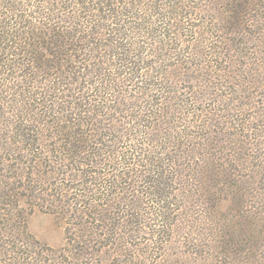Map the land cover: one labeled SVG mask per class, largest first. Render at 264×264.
<instances>
[{"label": "trees", "instance_id": "1", "mask_svg": "<svg viewBox=\"0 0 264 264\" xmlns=\"http://www.w3.org/2000/svg\"><path fill=\"white\" fill-rule=\"evenodd\" d=\"M220 1L208 0L207 4H196L194 0H0V171L8 167L21 171V162L24 160L35 166L32 169L44 168L41 174L36 173V178L25 185V189L32 191L27 195L29 198H41L48 188L41 190L39 185H44L47 180L50 184L52 174L65 175L71 170L74 171L71 180L79 181L81 168L84 172L85 168H96L106 160L100 151H95L103 140L101 134H96L97 138L93 140L95 134L89 132V125H94L92 117L77 118L78 113L75 111L90 110L88 107L92 97H85L81 91L84 87L80 84L87 76H99L97 71L101 75L105 64L110 65L115 76H119L112 80L125 78L127 84L135 82L130 86L140 95V100L135 107L136 116H132L131 122L137 126L136 129L143 128L141 136L145 135L149 140L130 145L123 157L117 151L116 159L120 163L127 161L130 165L125 173L137 180L143 179L146 189L142 193L145 199L155 203L146 208L144 213H138L137 206L132 207L130 212L119 209L125 216L132 217L125 224L121 223L128 232L138 237V234L149 237L154 247L162 246V237L165 234L171 236L176 222L183 217L182 203L181 206L176 203L179 201L177 192L180 191V197L185 200L205 192L208 209H219L220 203L230 196L233 203L239 189L243 188V175L237 173L239 167L250 170L247 176L249 182L252 180L253 190L264 188L260 185L262 178L254 179L258 177V169L264 163L263 157L252 158L243 147L239 151L245 157L240 155L241 152L239 157L223 154V147L212 148V151L208 146L212 143L210 136L214 137L215 131L208 136L210 131L206 124L210 116L199 107L186 112L183 104L195 103L201 100V96L195 94L198 92L196 89L186 95L175 86L171 90L172 84L164 70L168 56L186 54L177 42L178 31L185 29L188 24L185 20L188 15L203 13L213 17L211 31H206L201 37L205 45L213 49L210 55L203 53L207 59L202 63L210 68L208 64L212 61L209 60L215 52L213 44L223 43L224 51L221 50L219 54H224L228 45V32L246 30L245 18L250 14H258L260 9L255 8L257 4L261 8V1L257 3L259 0ZM216 11L221 14L220 17L215 16ZM218 30L224 35L216 34ZM68 86H74L77 90V97L70 101L69 95L61 93L68 90ZM106 89L110 91V88L98 87L101 93ZM70 103H73L71 107L68 105ZM190 116L193 121L189 119ZM76 120L80 122L76 123ZM163 122L166 125L164 127ZM196 127L207 131L200 135L189 133ZM252 128L245 132L246 128L243 127L244 131L240 134L248 147H259L263 141L259 142L257 134L250 132ZM149 129L150 133L147 132ZM126 135L131 136V133ZM135 135H138L137 132ZM127 139L133 141V138ZM43 142L44 146L37 147ZM47 148L49 156L42 153ZM53 152L63 155L54 159L51 155ZM202 152L210 153V156H201ZM68 153L71 157H68ZM11 154L18 157L7 159V155ZM10 160L17 162L6 166ZM190 172L196 186L187 189L191 180L186 176ZM89 173L90 176L94 175L93 180L98 184L87 190L89 195H83L88 198L87 206L94 214L95 221L86 223L90 226L82 230L81 234L72 231L67 244L56 249L64 256L74 252L93 256L94 246L99 244V237L104 232L102 228L108 221H113L111 236L119 234L116 226H120V223H117V216H111L110 208L113 205L109 204L115 200L118 183L102 180L97 171ZM125 173L118 177H126ZM182 175L184 179L186 177L185 182L182 181ZM174 184H179V187ZM37 185L39 193L35 189ZM2 191L10 196L7 191ZM66 192L61 190L60 197L53 200L57 206L68 195ZM93 193L96 198H93ZM2 199L0 204L3 203ZM100 201H105L108 206ZM64 206L61 208L66 212ZM5 210L7 212L4 213ZM249 213L247 222H244L249 245L238 249V255L255 249L251 243V237L256 235L252 230L255 222L253 212ZM13 214L12 210L0 207V220L6 224L5 229L0 227V231L11 235L10 242L0 243V254L11 257V260H19L15 261L18 264H22L20 260L24 264H51L48 263L52 262L51 254L58 257L55 249L36 240L28 231L27 221H16ZM99 220H105L104 225L98 223ZM224 231L225 236H228L230 231ZM15 234L21 237L18 241L13 238ZM119 239L123 250L125 242ZM238 244V241H232L229 251L238 248ZM128 254L132 256V253ZM73 262L85 264L83 259ZM5 263H9L8 258Z\"/></svg>", "mask_w": 264, "mask_h": 264}, {"label": "rangeland", "instance_id": "2", "mask_svg": "<svg viewBox=\"0 0 264 264\" xmlns=\"http://www.w3.org/2000/svg\"><path fill=\"white\" fill-rule=\"evenodd\" d=\"M194 1L196 4L201 2L207 4L206 1L208 0ZM260 1L261 8L258 4L255 7L260 9L258 14L255 16L250 14L251 16L245 18L247 20L246 30L239 33H234L233 30L228 32V51L226 47L224 54L222 52L220 55L219 52L224 51L222 49V46L225 47L224 44L219 42L213 44L215 52L210 57L212 60H209L212 61L208 64L210 68L204 64L207 58L204 57L203 53L210 55L213 49L210 50L201 37L205 35L206 31H211L210 25L213 17L203 13L188 15V18H185L188 24L185 25V29L178 31L179 41L177 42L186 54L180 55V57L173 54L172 57H165L164 70L168 75V81L172 84L171 90L177 87L181 93L186 95L193 93L196 89L195 91L198 92L195 94L201 96V100L195 103L185 105L186 102H183V104L186 112L191 111L194 107L195 109L199 107L210 116L206 120V124L209 125L208 131H210L208 136L215 131L213 134L215 138L210 136L212 143H209L208 147L211 150L212 148L223 147V154L245 157L243 152L239 151V148L243 147L245 153L246 151L249 152L252 158L262 156L264 160V136H260L264 135V0H259L257 3ZM215 16L220 17L221 14L216 11ZM215 33L224 35L221 30L215 31ZM103 67L101 75L100 71H97L99 76L93 74L81 81L80 86L84 87L81 90L82 93L85 97H92V101L90 100L91 104L88 107L90 110L76 109L78 115L75 116L82 119L92 117L91 121L94 122V125H89V132L95 134L92 137L93 140L97 138L96 134H101L103 140V145H98L101 150L98 148L95 151H100L102 158L106 160H103L96 168H85L84 172L81 168L80 174L82 176L79 181L71 180L74 174V171L71 172V170L65 175L61 173L52 174L49 178L51 179L50 184L47 180L44 185H39L41 190L45 187L48 188V192L45 190L41 198H29L27 195L31 194L32 191L25 189V185L28 181L36 178V173L41 174L44 168L32 169L35 166H31L24 160L21 162V171L15 170L13 167L1 170L0 191L3 199L0 198L3 203L0 204V207L12 210L16 221L22 223L25 219L31 235L56 251V249L67 244L72 236V231L81 234L82 230L84 231L90 226L86 223L95 221L92 216L94 214H91V209L87 206L89 204L87 203L88 198L83 195H89L90 192L87 190L98 184L97 181L93 180L94 175L90 176L89 173V171L94 170L100 173L98 175H101L102 180L109 179L118 183L115 190V200H111L109 204L113 205V208H110L112 210L111 216H117V223H120V226H116L120 235L111 236L113 234V221L105 219L108 222L102 228L104 231L102 236H98L100 241L97 246H94L93 256L76 252L64 256V253L56 251L58 257L51 254L52 262L48 263L73 264L75 263L73 261L83 259L85 264H264V188L253 190L252 180L249 182L247 176L250 170L247 168L239 167L237 170L238 174L243 175L244 182L243 188H240L236 195L238 196L236 200L232 203L230 196L228 200L220 203L219 209H208L205 192L199 196L195 194L192 196L189 192L193 199L185 200L180 197V191H178L177 198L179 201L177 200L176 203L179 204L178 206L182 205L183 217H180L179 221L176 222L171 236L165 234L162 237V246L160 247H154L149 237L145 235L142 237L143 235L140 234H138L139 237L135 234L132 235L125 229V226H122L121 223L125 224L132 217L125 216L119 209L130 212L132 207L137 206L138 213H144L146 208L155 203L151 202V199H145L142 193V190L146 189L145 181L141 178L137 180V178L131 177V174L125 173L130 165L127 161L120 163L116 159L117 151L123 157L124 153L127 154L130 145L148 142L149 140L145 135L141 136L144 129H136L137 126L131 122L132 116H136L135 107L140 100V95L130 86L135 82H128L127 84L124 81L125 78L112 80L119 76H115L110 65L103 64ZM117 71L121 70L117 69ZM98 87L110 88V91L106 89L101 93ZM67 89L61 93L69 95V101L77 97V90L74 86H68ZM72 104L68 105L72 106ZM193 120L191 119V121ZM78 122L80 121L76 120V123ZM162 126H166L165 122L162 123ZM251 126L254 128L250 132L257 134L259 142L263 141L259 147H248L244 142L245 138L240 134L244 131L243 127L246 128L245 132H247ZM205 131L207 129L198 130L196 127L189 130V133L200 135L204 134ZM135 132L138 135H135ZM147 132L150 133V129ZM229 132L233 134L230 135ZM127 133H131V136H127ZM121 138L125 140H120ZM126 138H133L134 142L126 141ZM44 145L43 142L37 147ZM98 146L96 145V147ZM239 152H241L240 155ZM42 153L49 156V149H43ZM51 155L54 159H58L63 154L53 152ZM203 155L207 157L210 156V153L202 152L201 156ZM17 157L11 154V156L7 155L6 158L15 159ZM68 157H71V154L68 153ZM123 159L125 161V158ZM16 162L10 160L6 166ZM262 164V167L258 169V177L254 179L262 178L260 185L264 187V163ZM121 173H125L126 177H118ZM190 174L187 173L186 176L187 179L191 180V184H187V189L196 186L192 173L190 172ZM186 177L184 179V175H182V181L185 182ZM139 181L141 182L139 183ZM83 182L85 183L82 184ZM174 185L179 187V184ZM35 189L39 193L38 185ZM2 190L10 193V196L4 194ZM61 190L67 191L68 195L64 196L61 205L57 206L56 201L53 200L60 197L59 192ZM96 197L93 193V198ZM100 202L104 206H108L105 201L104 203L103 201ZM61 206H64L66 212ZM81 210L87 212H81ZM249 212H253L255 222L252 230L256 232V235L251 237V243L255 249L254 251L247 250L242 255H238L236 253L238 249H244L249 245L247 242L248 234L246 233L247 226L244 223L247 222L246 217L247 214H250ZM122 216L124 217L122 218ZM105 220H99L98 223L104 225ZM5 225V222L0 220L2 229H5ZM224 230L230 231L228 236H225ZM16 232L18 233V231ZM13 238L18 241V238L21 237L15 234ZM119 238L125 242V249L123 250ZM10 239L9 233L0 231V243L10 242ZM232 241H238L240 244H238V248L229 251ZM128 253H132V256ZM34 257L38 258V255L34 254ZM6 258L9 260L8 264H18L16 262L19 260H11L9 259L11 257H5L2 254H0V264H6ZM12 259H14L13 256ZM130 261L132 262L130 263ZM20 262L24 264L21 260Z\"/></svg>", "mask_w": 264, "mask_h": 264}]
</instances>
